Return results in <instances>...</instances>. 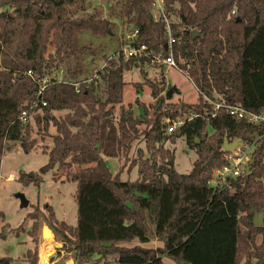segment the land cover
Wrapping results in <instances>:
<instances>
[{
  "label": "trees",
  "instance_id": "1",
  "mask_svg": "<svg viewBox=\"0 0 264 264\" xmlns=\"http://www.w3.org/2000/svg\"><path fill=\"white\" fill-rule=\"evenodd\" d=\"M104 1L105 16L90 0H0V164L9 141L27 153L42 141L47 162L39 174L18 179L38 184L40 174L56 168L76 183V224L60 222L58 232L75 257L113 256L92 264H168L164 258L174 264H264V126L238 121L225 107L213 108L215 102L248 111L264 108V0H164L174 59L197 98L166 101L162 92L170 86L163 76L133 83L136 92L142 84L151 88L152 120L137 98L139 115L133 103L123 102V74L143 63L139 59L104 56L95 76L71 80L86 71L81 56L93 52L80 44L81 34L111 36L115 20L136 31V44L166 52L164 23L147 16L152 0ZM61 66L62 79L36 80ZM29 69L36 79L27 75ZM22 110L31 117L27 125L19 121ZM188 112L197 116L165 133L164 118ZM177 136L197 155L187 173L175 170L173 152L162 145ZM255 138L248 171L209 185L213 170L227 164L224 139ZM136 140L144 141L145 151L137 148L129 161ZM105 157L136 166L138 178L121 180ZM254 213L263 215L262 225L253 224ZM28 216L35 221L29 230L34 241L36 216ZM3 222L0 212V237L7 228ZM153 238L161 246H117ZM27 260L36 264V250L27 251ZM11 261L0 257V264Z\"/></svg>",
  "mask_w": 264,
  "mask_h": 264
},
{
  "label": "rangeland",
  "instance_id": "2",
  "mask_svg": "<svg viewBox=\"0 0 264 264\" xmlns=\"http://www.w3.org/2000/svg\"><path fill=\"white\" fill-rule=\"evenodd\" d=\"M90 3L91 8L94 7L101 10L102 16L106 15V1L90 0ZM114 30L113 35L105 37L95 36L89 32L81 34L80 44L89 45L93 52L88 51L81 56V68L86 71L72 79L70 78L72 81L92 77L102 66L104 56H114L122 48L121 41L125 34L131 32V29L117 20ZM65 71V66H61L58 70H53L52 76L60 79L65 74ZM160 76L164 77L165 84L169 82V86L174 87L171 97L168 100L166 99V101L174 103L179 101L192 103L196 101L197 90L185 72L175 68L164 72L143 62L132 66L130 70L125 71L123 74V80L126 83L123 92V102L133 103L132 108L135 115L143 113V108L134 102L137 98L145 105L147 118L152 120V107L149 104L154 103V99L150 96L151 88L148 84H142L139 92H136L133 83H143L145 78L152 81L158 80ZM164 93L162 92V94ZM143 127L144 125L140 128L142 129ZM162 145L173 152L175 170L178 173H187L197 155L193 149L188 147L185 137L177 136L174 141L168 138L163 139ZM41 146L42 141L38 138L35 149L33 148L27 153L21 149L19 143L9 141L1 157L0 212L3 215V224H6L7 228L4 231V235L0 237V257H10L12 259L11 264H29L27 251L30 250L31 254H33V251L36 250V264H40L39 252L42 250L46 251L45 254L42 252L44 254L43 261H45L44 263L42 262L43 264H92L103 259L112 260L113 256L111 255L102 256L97 254L86 259H80L75 257L74 252L69 249L68 245L63 246L61 234L58 232V224L60 222L70 226L76 224V202L74 199L76 183L66 180L64 172L54 168L40 174L41 181L38 184L34 181L25 184L18 179L22 174H39V168L48 159L47 154L41 152ZM137 148L145 149L143 140L133 142L129 152V161L136 157ZM104 159L111 172H119L121 180L132 181L138 178L137 167L134 166L130 169L129 162L123 165V160L119 161L108 157ZM18 194H22L27 200V205L24 207L21 206ZM48 209L53 212L52 220ZM29 213L36 216V241H33L34 238L29 235L32 223L35 222L28 216ZM43 229L49 231V236L42 234ZM47 240H50L48 242L49 245L47 243L43 250L41 245ZM135 245L155 248L161 246V242L153 238L147 243H140L137 239L117 243V246L132 247ZM164 261L168 264H174L167 258H164Z\"/></svg>",
  "mask_w": 264,
  "mask_h": 264
},
{
  "label": "built area",
  "instance_id": "3",
  "mask_svg": "<svg viewBox=\"0 0 264 264\" xmlns=\"http://www.w3.org/2000/svg\"><path fill=\"white\" fill-rule=\"evenodd\" d=\"M150 15L157 21H162L165 26L166 33V52L155 51L148 49L144 44L135 43L136 31L131 30L130 33L125 34L121 41V49L117 51L116 55H122L124 60L127 59H139L143 62L152 65L161 71L167 72L171 68H175L181 72H184L180 65L175 61L173 56V44L175 38L171 33L169 12L165 6L164 0H152ZM32 79H36L30 69L26 72ZM95 76V75H93ZM53 76H44L42 79H36L42 84L47 82ZM91 78V77H90ZM62 79V78H60ZM77 82L74 83L77 86ZM43 90V86H40L37 95H40ZM206 99V97H205ZM209 101L208 99H206ZM210 102V101H209ZM45 105V103H42ZM36 104H34V107ZM33 105L30 107L34 108ZM220 107H225L229 115L233 116L236 120H245L246 122L264 126V108L260 111H248L239 105H223L222 103H213V108L216 110ZM197 114L193 112L180 113L174 118H164L163 123H166L165 133L170 134L176 128L183 125L186 121L191 120ZM19 121L22 125H27L31 121V117L26 110H22L19 115ZM264 134V133H263ZM257 145V138L251 140H237L235 148L230 152H225L224 158L227 162L221 168L213 170L211 177L208 181L209 185L215 187L222 184L227 177H236L242 175L245 172L246 166H248L252 160V153ZM12 178L11 175H9Z\"/></svg>",
  "mask_w": 264,
  "mask_h": 264
},
{
  "label": "water",
  "instance_id": "4",
  "mask_svg": "<svg viewBox=\"0 0 264 264\" xmlns=\"http://www.w3.org/2000/svg\"><path fill=\"white\" fill-rule=\"evenodd\" d=\"M147 16L150 17V14L148 13ZM191 34H192V36H195V35L197 34V32H196V31H192ZM173 90H174V87H170V88L167 89V91L165 92V98H166L167 100L170 98V96H171ZM194 142H195V143H198L199 140H198L197 138H195V139H194ZM236 144H237V139L233 140L232 142H228L226 139H224L223 144H222V149H223L225 152H230V151H232V150L235 148ZM248 169H249V165L246 166L245 171L247 172ZM27 176H28V177H32L33 174H32V173H29V174H27ZM18 197H19L20 200H21V206L24 207L25 205H27V200L25 199V197H24L22 194H18ZM252 222H253L254 225H257V226H258V225H262V224H263V215H261V214H257V213H254L253 218H252Z\"/></svg>",
  "mask_w": 264,
  "mask_h": 264
},
{
  "label": "bare ground",
  "instance_id": "5",
  "mask_svg": "<svg viewBox=\"0 0 264 264\" xmlns=\"http://www.w3.org/2000/svg\"><path fill=\"white\" fill-rule=\"evenodd\" d=\"M44 236H49V231L47 229H43V233H42ZM46 240V239H45ZM50 240H47V241H44L43 244L41 246H43V250L45 249V245L49 242ZM51 243V242H50ZM49 245V243H48ZM52 245V244H51ZM48 249V248H47ZM46 251H42L40 250V263L43 262V259H44V254Z\"/></svg>",
  "mask_w": 264,
  "mask_h": 264
},
{
  "label": "crops",
  "instance_id": "6",
  "mask_svg": "<svg viewBox=\"0 0 264 264\" xmlns=\"http://www.w3.org/2000/svg\"><path fill=\"white\" fill-rule=\"evenodd\" d=\"M115 22H117L116 20H115ZM169 82H166V86H167V88H168V86H169ZM173 93V92H172ZM171 97V96H170ZM39 261H40V252H39ZM45 261H43V263H44ZM43 263H40V264H43Z\"/></svg>",
  "mask_w": 264,
  "mask_h": 264
}]
</instances>
